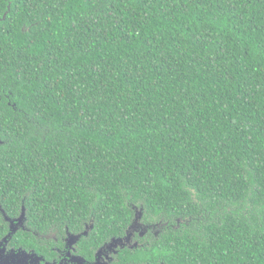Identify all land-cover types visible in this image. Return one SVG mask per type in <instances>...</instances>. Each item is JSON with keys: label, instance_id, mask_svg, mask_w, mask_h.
Returning <instances> with one entry per match:
<instances>
[{"label": "trees", "instance_id": "trees-1", "mask_svg": "<svg viewBox=\"0 0 264 264\" xmlns=\"http://www.w3.org/2000/svg\"><path fill=\"white\" fill-rule=\"evenodd\" d=\"M0 208L95 247L140 210L132 264H264V0H0Z\"/></svg>", "mask_w": 264, "mask_h": 264}, {"label": "flooded vegetation", "instance_id": "flooded-vegetation-1", "mask_svg": "<svg viewBox=\"0 0 264 264\" xmlns=\"http://www.w3.org/2000/svg\"><path fill=\"white\" fill-rule=\"evenodd\" d=\"M24 209V208H23ZM3 225L0 228V242L5 247L0 248V264H132L123 262L121 253L145 245L148 237L159 232V226L145 224L138 214L140 225L134 230V223L125 231V235L111 237L103 244L94 246L84 237L94 225L75 231L68 225L56 229L48 228L39 231L27 226V216L18 223V216L10 217L0 208ZM86 229H88L86 231ZM20 231H27L32 236L27 242L19 238ZM142 242V243H141ZM142 264H164L145 261Z\"/></svg>", "mask_w": 264, "mask_h": 264}, {"label": "rangeland", "instance_id": "rangeland-1", "mask_svg": "<svg viewBox=\"0 0 264 264\" xmlns=\"http://www.w3.org/2000/svg\"><path fill=\"white\" fill-rule=\"evenodd\" d=\"M137 212H138V214H140V210H137ZM140 216V215H139ZM139 218V217H138ZM138 225H140V221H139V219L134 223V230H135V228L138 226Z\"/></svg>", "mask_w": 264, "mask_h": 264}, {"label": "water", "instance_id": "water-1", "mask_svg": "<svg viewBox=\"0 0 264 264\" xmlns=\"http://www.w3.org/2000/svg\"><path fill=\"white\" fill-rule=\"evenodd\" d=\"M24 219V213H22L19 218L17 219L18 223H21V221H23Z\"/></svg>", "mask_w": 264, "mask_h": 264}, {"label": "snow or ice", "instance_id": "snow-or-ice-1", "mask_svg": "<svg viewBox=\"0 0 264 264\" xmlns=\"http://www.w3.org/2000/svg\"><path fill=\"white\" fill-rule=\"evenodd\" d=\"M3 247H5L4 242H0V248H3Z\"/></svg>", "mask_w": 264, "mask_h": 264}]
</instances>
